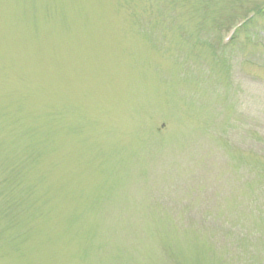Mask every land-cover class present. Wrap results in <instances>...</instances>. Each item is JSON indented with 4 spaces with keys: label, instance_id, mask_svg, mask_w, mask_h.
Wrapping results in <instances>:
<instances>
[{
    "label": "rangeland",
    "instance_id": "374dc122",
    "mask_svg": "<svg viewBox=\"0 0 264 264\" xmlns=\"http://www.w3.org/2000/svg\"><path fill=\"white\" fill-rule=\"evenodd\" d=\"M0 264H264V0H0Z\"/></svg>",
    "mask_w": 264,
    "mask_h": 264
},
{
    "label": "bare ground",
    "instance_id": "6f19581e",
    "mask_svg": "<svg viewBox=\"0 0 264 264\" xmlns=\"http://www.w3.org/2000/svg\"><path fill=\"white\" fill-rule=\"evenodd\" d=\"M236 34V33H235Z\"/></svg>",
    "mask_w": 264,
    "mask_h": 264
}]
</instances>
